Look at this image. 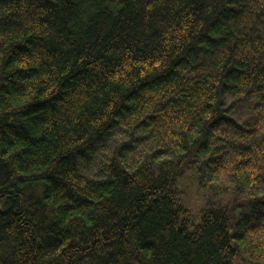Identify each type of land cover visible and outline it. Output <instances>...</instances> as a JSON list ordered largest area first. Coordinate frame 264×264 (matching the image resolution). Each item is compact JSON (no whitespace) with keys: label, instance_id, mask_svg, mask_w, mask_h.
<instances>
[{"label":"trees","instance_id":"obj_1","mask_svg":"<svg viewBox=\"0 0 264 264\" xmlns=\"http://www.w3.org/2000/svg\"><path fill=\"white\" fill-rule=\"evenodd\" d=\"M0 264H264V0H0Z\"/></svg>","mask_w":264,"mask_h":264},{"label":"rangeland","instance_id":"obj_2","mask_svg":"<svg viewBox=\"0 0 264 264\" xmlns=\"http://www.w3.org/2000/svg\"><path fill=\"white\" fill-rule=\"evenodd\" d=\"M181 189L184 190V200H186L193 214L195 212L197 216L199 215L194 221L199 220L201 215L200 207L204 205L207 194L198 188L196 181L192 179L191 175L184 178L181 182Z\"/></svg>","mask_w":264,"mask_h":264}]
</instances>
